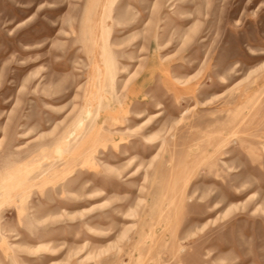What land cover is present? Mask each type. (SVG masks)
<instances>
[{
  "label": "rangeland",
  "instance_id": "rangeland-1",
  "mask_svg": "<svg viewBox=\"0 0 264 264\" xmlns=\"http://www.w3.org/2000/svg\"><path fill=\"white\" fill-rule=\"evenodd\" d=\"M0 264H264V0H0Z\"/></svg>",
  "mask_w": 264,
  "mask_h": 264
},
{
  "label": "bare ground",
  "instance_id": "bare-ground-1",
  "mask_svg": "<svg viewBox=\"0 0 264 264\" xmlns=\"http://www.w3.org/2000/svg\"><path fill=\"white\" fill-rule=\"evenodd\" d=\"M89 113H87V115H88ZM40 245H44V244H40Z\"/></svg>",
  "mask_w": 264,
  "mask_h": 264
}]
</instances>
